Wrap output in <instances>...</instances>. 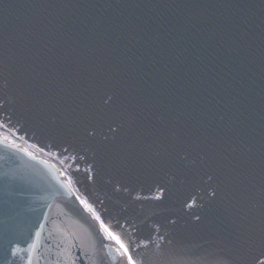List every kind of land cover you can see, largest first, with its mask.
Here are the masks:
<instances>
[{
  "label": "water",
  "instance_id": "95a60500",
  "mask_svg": "<svg viewBox=\"0 0 264 264\" xmlns=\"http://www.w3.org/2000/svg\"><path fill=\"white\" fill-rule=\"evenodd\" d=\"M0 131V264H253L264 0H0Z\"/></svg>",
  "mask_w": 264,
  "mask_h": 264
},
{
  "label": "bare ground",
  "instance_id": "6f19581e",
  "mask_svg": "<svg viewBox=\"0 0 264 264\" xmlns=\"http://www.w3.org/2000/svg\"><path fill=\"white\" fill-rule=\"evenodd\" d=\"M0 135L3 136V137H7L8 139L22 145L21 143L17 142L16 140H14L13 138L9 137L7 134L3 133L0 131ZM24 147H26L27 149L31 150L32 152L34 153H37L41 156H44L45 158H47L48 160H50L51 162H53L55 164V166L57 167V169L61 172V174L64 176V178L68 181V183L71 185V187L73 188L71 182L67 179L66 175H65V172L63 170L62 167H60L53 159L47 157L46 155H43L41 152L35 150V149H32L30 147H27L25 145H22ZM74 189V188H73ZM75 190V189H74ZM76 192V191H75ZM77 193V192H76ZM78 194V193H77ZM79 195V194H78ZM80 197V196H79ZM81 198V197H80ZM116 246H117V250H118V259L117 261L115 262V264H129L127 259H126V256H125V253L123 251V249L118 245V243L116 242Z\"/></svg>",
  "mask_w": 264,
  "mask_h": 264
},
{
  "label": "snow or ice",
  "instance_id": "6c2138e0",
  "mask_svg": "<svg viewBox=\"0 0 264 264\" xmlns=\"http://www.w3.org/2000/svg\"><path fill=\"white\" fill-rule=\"evenodd\" d=\"M5 140H7V137L4 138ZM103 227V225H102ZM107 231V229H105ZM109 235H111V233H109ZM115 238V237H113ZM117 242L119 243V240H117ZM121 247H124L122 244H121ZM125 251H127V249H125ZM129 264H132V261H131V257H129ZM253 264H264V253H261L260 255L256 256L254 259H253Z\"/></svg>",
  "mask_w": 264,
  "mask_h": 264
}]
</instances>
